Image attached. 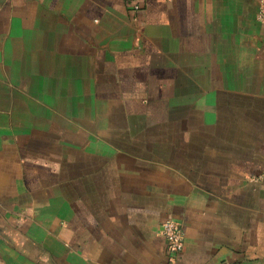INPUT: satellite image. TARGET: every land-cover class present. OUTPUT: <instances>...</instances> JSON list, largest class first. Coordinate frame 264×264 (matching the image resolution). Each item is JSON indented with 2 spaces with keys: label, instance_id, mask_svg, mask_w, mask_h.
<instances>
[{
  "label": "crops",
  "instance_id": "crops-1",
  "mask_svg": "<svg viewBox=\"0 0 264 264\" xmlns=\"http://www.w3.org/2000/svg\"><path fill=\"white\" fill-rule=\"evenodd\" d=\"M258 2L0 0V264H264Z\"/></svg>",
  "mask_w": 264,
  "mask_h": 264
},
{
  "label": "built area",
  "instance_id": "built-area-1",
  "mask_svg": "<svg viewBox=\"0 0 264 264\" xmlns=\"http://www.w3.org/2000/svg\"><path fill=\"white\" fill-rule=\"evenodd\" d=\"M135 8H139L137 2ZM264 8L259 17L263 18ZM161 233L167 241V259L164 264H178L180 253L185 246V234L182 225L174 219H168L162 223Z\"/></svg>",
  "mask_w": 264,
  "mask_h": 264
},
{
  "label": "rangeland",
  "instance_id": "rangeland-1",
  "mask_svg": "<svg viewBox=\"0 0 264 264\" xmlns=\"http://www.w3.org/2000/svg\"><path fill=\"white\" fill-rule=\"evenodd\" d=\"M258 3H259L258 19L261 21H264V15H263V18L259 17L261 10L264 8V0H259Z\"/></svg>",
  "mask_w": 264,
  "mask_h": 264
}]
</instances>
